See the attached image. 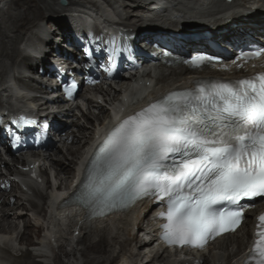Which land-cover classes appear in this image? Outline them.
Listing matches in <instances>:
<instances>
[{"label": "bare ground", "instance_id": "bare-ground-1", "mask_svg": "<svg viewBox=\"0 0 264 264\" xmlns=\"http://www.w3.org/2000/svg\"><path fill=\"white\" fill-rule=\"evenodd\" d=\"M58 2L0 0V131L9 122L10 113L15 111L28 110L37 120L56 118L62 125L61 134L48 131L60 136L62 146L49 145L42 155L14 153L7 158L0 153V264H14L15 260L20 264H51L49 259L56 261L55 264H239V255L253 240L255 212L248 213L242 231L222 237L207 251L188 253L181 259L162 245H153L157 241V230L150 220L151 205L145 201L127 212L105 218H84L77 210L66 214V209L55 211L60 193L74 186L76 172L83 161V150L92 142L97 128L109 117L105 105L113 104L121 91H108L97 86L94 93L101 95L105 105L90 100L85 111L77 108L81 113L77 118L74 110L64 105L60 97L51 99L49 87L54 79H46L47 76L38 70L42 66L48 72L47 66L53 60L74 70L73 60L64 57L63 42L72 32L99 25L114 34L120 28L133 31L127 33L131 43H137L141 36H150V31L140 32L143 26L178 31L181 27L186 28L190 19L200 20V28L210 30L212 39L220 43L231 38L240 39L243 36L241 31L260 38L264 35V22H259L264 15V0H65L66 7ZM67 7L78 13L73 15V9L61 18L58 14ZM48 19L46 27L39 24ZM181 41L194 53L205 52L197 50L199 45L205 46L202 40ZM199 73L184 67L170 70L169 75L161 71L158 77L146 80L149 85L145 87L142 101L170 88L187 86ZM121 81L126 83L130 79ZM50 105H57L59 110H49ZM79 118H84L86 124ZM93 120L97 123L94 124ZM1 138L0 132V145L7 146V141ZM49 171L55 181L52 187ZM21 178L24 187L18 182ZM45 183L49 189L46 196L40 188ZM35 197L44 199V205ZM43 211L41 222L39 217L34 223L27 220V212L40 216ZM61 213L63 220L58 218ZM31 225L42 232L47 231V234L35 243H29L30 250H23L24 235ZM139 231L150 236L149 239H139ZM117 245L118 251L115 250ZM9 247H13L12 252ZM32 256L37 260H31ZM6 257L12 260L8 262ZM61 257L66 260L61 261Z\"/></svg>", "mask_w": 264, "mask_h": 264}, {"label": "snow or ice", "instance_id": "snow-or-ice-1", "mask_svg": "<svg viewBox=\"0 0 264 264\" xmlns=\"http://www.w3.org/2000/svg\"><path fill=\"white\" fill-rule=\"evenodd\" d=\"M19 121L34 123L24 116ZM146 196L166 205L160 227L169 245L203 249L209 238L239 226L241 201L264 197V73L197 82L121 119L106 134L77 199L103 214ZM258 221L250 256L264 264V215Z\"/></svg>", "mask_w": 264, "mask_h": 264}, {"label": "rangeland", "instance_id": "rangeland-1", "mask_svg": "<svg viewBox=\"0 0 264 264\" xmlns=\"http://www.w3.org/2000/svg\"><path fill=\"white\" fill-rule=\"evenodd\" d=\"M58 4L60 5V6H65L66 4H67V2L65 3V4H61L60 3V0H59V2H58ZM66 7V6H65ZM74 8H70V7H67L64 11H62V13L61 14H58V15H61L60 17L62 18L64 15H66V12L68 13V11L70 12L71 10H73ZM71 13V12H70ZM74 13H78L77 12V10L76 9H74V11L72 12V14L74 15ZM69 14V13H68ZM68 16V15H67ZM69 16H72V15H69ZM56 17H58V16H56ZM52 19H54V18H52ZM190 20H197V19H190ZM50 21V19H48V20H45L43 23H41V22H39V24L40 25H42L43 27H46V22H49ZM134 21V20H133ZM44 24V25H43ZM142 24V23H141ZM47 27H49L48 25H47ZM63 47H66V44H65V46H63ZM69 51H70V49H68ZM58 62L57 60H53V62ZM59 63V62H58ZM57 63V64H58ZM56 64V63H55ZM34 72H37V70H34ZM86 108L87 107H85L84 106V108H83V111H85L86 110ZM76 114H77V118L78 117H80L81 116V113H80V111H78V110H75L74 111ZM94 112L95 113H97V112H99V111H97V110H94ZM93 119V118H92ZM79 120H80V122L81 123H84V124H86V121H85V119L84 118H79ZM93 123L95 124L96 122L93 120ZM61 145V143L59 144V146ZM49 172H51V171H49ZM48 184V183H47ZM47 184H45L46 186H45V189H43V194L46 196V194H47V191H46V189H48V185ZM35 200H37V202H39L40 204H42V205H44V199H40V198H38V197H35ZM27 214V220L29 219L31 222H35L36 221V219H37V217H39V221L41 222L42 221V218H43V216H44V211H43V213H42V215H40V216H34V215H32L30 212L28 213H26ZM29 216V217H28ZM33 222V223H34ZM31 228V229H30ZM44 234H47V231H41L40 229H37L34 225L32 226H28L27 227V229H26V234L24 235V237H26L25 239H23V248L25 247V246H28V245H30L29 243H35L38 239H39V237H42ZM137 237L139 238V239H146V240H148L149 239V237L150 236H147V235H145L144 234V232H137ZM32 240L34 241V242H32ZM25 241V242H24ZM53 242V241H52ZM54 243V242H53ZM155 245V244H154ZM30 250V249H29ZM115 250L116 251H118L119 250V246L117 245V247L115 248ZM33 258L31 259V260H37L36 258L37 257H35V256H32ZM62 260H66L64 257H61V261ZM48 261H50V263L51 264H55L56 263V261H54L53 259H49Z\"/></svg>", "mask_w": 264, "mask_h": 264}, {"label": "water", "instance_id": "water-1", "mask_svg": "<svg viewBox=\"0 0 264 264\" xmlns=\"http://www.w3.org/2000/svg\"><path fill=\"white\" fill-rule=\"evenodd\" d=\"M175 32H179V33H198V32H200V30H199V29L194 30V31H183V30H178V31H175Z\"/></svg>", "mask_w": 264, "mask_h": 264}]
</instances>
